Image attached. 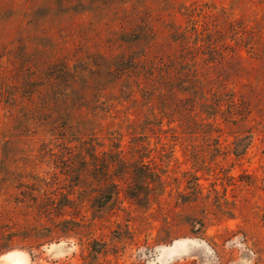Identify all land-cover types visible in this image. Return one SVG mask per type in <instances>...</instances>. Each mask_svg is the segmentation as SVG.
Here are the masks:
<instances>
[{
	"label": "rangeland",
	"instance_id": "374dc122",
	"mask_svg": "<svg viewBox=\"0 0 264 264\" xmlns=\"http://www.w3.org/2000/svg\"><path fill=\"white\" fill-rule=\"evenodd\" d=\"M181 58L194 83L162 97L135 68ZM2 245L0 264H264V0H0Z\"/></svg>",
	"mask_w": 264,
	"mask_h": 264
},
{
	"label": "trees",
	"instance_id": "16d2710c",
	"mask_svg": "<svg viewBox=\"0 0 264 264\" xmlns=\"http://www.w3.org/2000/svg\"><path fill=\"white\" fill-rule=\"evenodd\" d=\"M171 63H174V65L178 66L179 68H181V72L177 73L175 70H172V67L170 66ZM136 64V63H135ZM139 67H135L139 72H143V75L146 76L148 79L154 80V82H157V85L154 87V91H156V95H158L159 97H162L166 92L164 91V89H172L171 85L173 80L171 79L170 74H174L175 75V79H177V81H179L180 83H178V86H184L187 84H192L194 83L193 79H195V77L192 75V71L189 68H184L187 64V62L184 59H177V60H168V62H158V63H151V65H148L145 61H140L137 63ZM175 69V68H174ZM193 76V77H192ZM162 86V87H161ZM237 155V154H236ZM140 168L142 167H146L148 165V163H144L143 160L140 161V163L138 164ZM35 178L31 177L30 182H24L23 186L26 188L25 191L29 190V191H34L35 189V182H34ZM27 195H30V198L35 197V195L31 192L29 194L24 192ZM66 205L63 204L61 207L60 211H56L50 207V206H46L44 208V214L46 216L47 220L45 223L39 221H34L33 224V229L36 230L40 227H44L47 223H52L51 221L53 220L54 216H62L63 213V207H65ZM46 227H44L45 229ZM43 243H39L38 246H42ZM13 248H16L15 246H11V245H2L0 247V253L6 252L8 250H11Z\"/></svg>",
	"mask_w": 264,
	"mask_h": 264
},
{
	"label": "bare ground",
	"instance_id": "6f19581e",
	"mask_svg": "<svg viewBox=\"0 0 264 264\" xmlns=\"http://www.w3.org/2000/svg\"><path fill=\"white\" fill-rule=\"evenodd\" d=\"M10 254H20L19 252H17V251H15V252H12L11 251V253ZM9 253L6 255V256H8V255H10ZM26 262V261H25ZM12 263V262H11ZM13 264V263H12Z\"/></svg>",
	"mask_w": 264,
	"mask_h": 264
}]
</instances>
